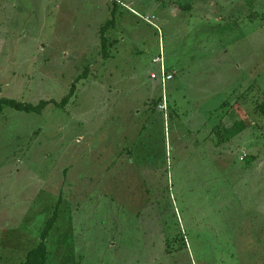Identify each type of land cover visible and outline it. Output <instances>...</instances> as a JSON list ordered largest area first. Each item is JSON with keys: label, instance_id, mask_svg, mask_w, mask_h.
<instances>
[{"label": "rangeland", "instance_id": "obj_1", "mask_svg": "<svg viewBox=\"0 0 264 264\" xmlns=\"http://www.w3.org/2000/svg\"><path fill=\"white\" fill-rule=\"evenodd\" d=\"M1 98L0 264H264V0H0Z\"/></svg>", "mask_w": 264, "mask_h": 264}, {"label": "trees", "instance_id": "obj_2", "mask_svg": "<svg viewBox=\"0 0 264 264\" xmlns=\"http://www.w3.org/2000/svg\"><path fill=\"white\" fill-rule=\"evenodd\" d=\"M189 5L185 6V8H188ZM137 13H135L136 15ZM137 16V15H136ZM138 17V16H137ZM113 22H109V20L106 22V25H110L112 24ZM104 33L101 32V36L103 37ZM80 76H77L76 79L74 80V82L71 84V87L69 89V93L63 97V99L61 100V102L59 104H56V105H63L65 104L74 94L75 92V83H77L79 80H80ZM171 81V80H170ZM52 103V101H44V100H41L40 102H38L36 105H31V104H28V103H21V102H18L16 100H13V99H7V98H1L0 99V113L3 111V109L5 107H10L14 110H17V111H23V112H40L42 109H44L45 106H47L48 104ZM162 103L161 99L160 100H156L154 101V107H153V110H158V106ZM166 106H167V103H166ZM169 109L171 110V114H167V123L168 121L171 123L173 119L172 117V113L174 112V109H172V106H167L166 108V113L168 112L169 113ZM159 111L161 113H163L160 109ZM253 111L257 114H259L260 116L264 117V100L261 101L259 104H254V107H253ZM174 114V113H173ZM237 127V131H241L243 128L242 127H239V124L238 123H235V124H232L229 128L233 131V128ZM224 133L222 134V136L224 137ZM221 140V139H220ZM53 218V217H52ZM52 218H50L46 225H45V228L41 234L42 236V240L39 242V244L37 246H35L34 248H31V250H29L26 255H25V258H24V263L23 264H45V261L47 260V256H48V252H47V249H46V246L44 244V236L47 232V230L50 228V225H51V222H52Z\"/></svg>", "mask_w": 264, "mask_h": 264}, {"label": "built area", "instance_id": "obj_3", "mask_svg": "<svg viewBox=\"0 0 264 264\" xmlns=\"http://www.w3.org/2000/svg\"><path fill=\"white\" fill-rule=\"evenodd\" d=\"M137 15V14H136ZM145 22H148L149 24H153L152 21L154 19L153 16L151 17H141ZM154 25V24H153ZM154 27L158 30V27L156 25H154ZM153 63H157L158 66H159V77H158V81H159V84H160V87L163 91V95H164V89H165V86L167 84L168 81L172 80L173 79V76H174V72H171V71H167L165 66H164V63H163V59L161 57V54L154 58L153 59ZM150 78L152 79H157V76L154 74V73H151L150 74ZM158 108L163 112L164 114L166 113V102H165V97L163 96V101L162 103L158 106Z\"/></svg>", "mask_w": 264, "mask_h": 264}, {"label": "crops", "instance_id": "obj_4", "mask_svg": "<svg viewBox=\"0 0 264 264\" xmlns=\"http://www.w3.org/2000/svg\"><path fill=\"white\" fill-rule=\"evenodd\" d=\"M123 9L127 10L126 8H123ZM162 11H165V9H162ZM170 12H171V11H170Z\"/></svg>", "mask_w": 264, "mask_h": 264}]
</instances>
